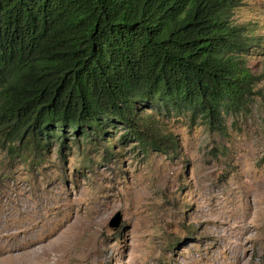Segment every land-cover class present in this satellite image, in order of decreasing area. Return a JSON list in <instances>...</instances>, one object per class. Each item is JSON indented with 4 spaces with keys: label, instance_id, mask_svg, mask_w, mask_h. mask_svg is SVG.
I'll list each match as a JSON object with an SVG mask.
<instances>
[{
    "label": "rangeland",
    "instance_id": "374dc122",
    "mask_svg": "<svg viewBox=\"0 0 264 264\" xmlns=\"http://www.w3.org/2000/svg\"><path fill=\"white\" fill-rule=\"evenodd\" d=\"M231 19L259 79L222 130L153 112L143 143L119 124L38 152L0 141V264H264V0Z\"/></svg>",
    "mask_w": 264,
    "mask_h": 264
},
{
    "label": "trees",
    "instance_id": "16d2710c",
    "mask_svg": "<svg viewBox=\"0 0 264 264\" xmlns=\"http://www.w3.org/2000/svg\"><path fill=\"white\" fill-rule=\"evenodd\" d=\"M240 3L0 0V141L38 152L62 146L66 129L82 138L119 124L143 143L157 135L153 112L222 130L259 79L231 19Z\"/></svg>",
    "mask_w": 264,
    "mask_h": 264
},
{
    "label": "water",
    "instance_id": "95a60500",
    "mask_svg": "<svg viewBox=\"0 0 264 264\" xmlns=\"http://www.w3.org/2000/svg\"><path fill=\"white\" fill-rule=\"evenodd\" d=\"M120 222V214L117 212L113 218L109 221V226L111 228H116L119 225Z\"/></svg>",
    "mask_w": 264,
    "mask_h": 264
},
{
    "label": "bare ground",
    "instance_id": "6f19581e",
    "mask_svg": "<svg viewBox=\"0 0 264 264\" xmlns=\"http://www.w3.org/2000/svg\"><path fill=\"white\" fill-rule=\"evenodd\" d=\"M4 244H5V242H4ZM4 246V245H3ZM1 248H3V247H1ZM5 249V248H4ZM0 251H1V249H0ZM10 251V250H9ZM4 253H7V249H6V252H4ZM10 255V254H9ZM1 256V255H0ZM2 257V256H1ZM4 257V256H3ZM18 257V256H17ZM11 258H13V257H11Z\"/></svg>",
    "mask_w": 264,
    "mask_h": 264
}]
</instances>
